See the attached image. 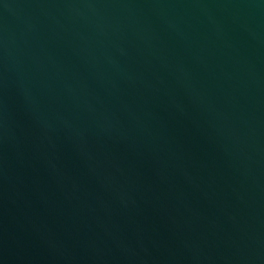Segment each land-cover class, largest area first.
<instances>
[{"label":"water","instance_id":"95a60500","mask_svg":"<svg viewBox=\"0 0 264 264\" xmlns=\"http://www.w3.org/2000/svg\"><path fill=\"white\" fill-rule=\"evenodd\" d=\"M0 264H264V0H0Z\"/></svg>","mask_w":264,"mask_h":264}]
</instances>
